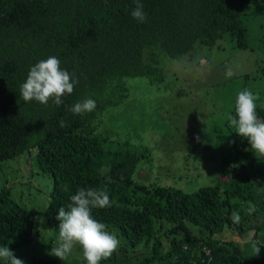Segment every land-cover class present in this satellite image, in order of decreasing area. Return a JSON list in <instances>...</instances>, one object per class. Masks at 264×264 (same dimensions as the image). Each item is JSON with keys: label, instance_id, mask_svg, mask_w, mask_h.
<instances>
[{"label": "trees", "instance_id": "16d2710c", "mask_svg": "<svg viewBox=\"0 0 264 264\" xmlns=\"http://www.w3.org/2000/svg\"><path fill=\"white\" fill-rule=\"evenodd\" d=\"M249 1L141 0L147 19L139 23L131 16L134 0H0V163L34 151L39 171L51 180L44 216L57 234V211L78 189L104 188L111 204L92 209V215L130 246L147 244L163 223L169 225L168 250L158 264H264V245H256L259 255L253 251L243 260L232 241L249 230L255 237L260 228L250 224L247 204L253 203L255 190L264 192V155L252 151L227 117L232 142L216 181L192 193L134 183L131 175L145 151L127 142L107 147L92 135L102 112L124 98L123 78L163 81L153 56L179 60L224 38L242 50L240 17ZM49 56H56L78 83L60 106L24 101L20 85L30 67ZM87 98L96 103L93 111L68 110ZM256 112L264 120L263 111ZM229 115H235V104ZM61 120L66 127L59 126ZM233 211L241 215L238 224L229 218ZM35 216L34 209L20 207L0 188V246L28 245ZM188 225L203 232L192 234ZM224 232L227 238L220 236ZM159 247L155 239L154 254ZM29 264L53 262L32 259Z\"/></svg>", "mask_w": 264, "mask_h": 264}, {"label": "rangeland", "instance_id": "374dc122", "mask_svg": "<svg viewBox=\"0 0 264 264\" xmlns=\"http://www.w3.org/2000/svg\"><path fill=\"white\" fill-rule=\"evenodd\" d=\"M240 22L244 28L242 50L232 48L224 38L211 48H197L179 60L153 56L162 70L163 81L159 84L144 77L122 79L124 98L102 112L92 135L107 147L127 142L145 151L131 175L134 183L173 187L185 193L214 184L232 142L231 128L224 121L239 91H251L257 97L256 108L264 116V0H250L242 10ZM33 155V150L24 151L15 159L0 163V188H5L20 207L36 211L31 242L11 250L24 264L32 259L53 264H87L79 244L64 260L50 253L59 244V234L45 222L44 216L51 180L39 171ZM250 198L256 209L250 224L260 228L255 237L249 230L233 238L243 260L253 253L254 242L255 246L264 245V192L255 190ZM188 227L192 234L203 232L199 227ZM168 228L163 223L147 244L136 246L127 244L115 228H110L120 246L99 264L160 263L158 257L167 252L171 238L165 233ZM220 236L228 235L224 232ZM155 239L160 247L154 254L151 247ZM0 264L5 261L0 260Z\"/></svg>", "mask_w": 264, "mask_h": 264}, {"label": "clouds", "instance_id": "9594fccd", "mask_svg": "<svg viewBox=\"0 0 264 264\" xmlns=\"http://www.w3.org/2000/svg\"><path fill=\"white\" fill-rule=\"evenodd\" d=\"M134 4L132 18L139 23L146 22L147 14L141 0H134ZM73 77V73L60 67V60L56 56H49L30 67L26 80L20 85V96L26 102L36 101L46 105L51 100L60 106L63 103L62 97L71 94L78 83ZM256 100L257 97L251 91H239L235 101V115L227 116V120L237 135L247 139L253 152L264 155V120L257 115ZM95 107V101L87 98L76 102L68 110L83 115ZM59 126L66 127L67 124L61 120ZM110 204L109 194L104 188L78 189L71 196L70 203L57 211L59 244L52 247L51 255L64 260L74 245L79 244L87 264H99L101 260L110 258L118 250L120 240L107 230L106 224L92 215V209L109 207ZM255 210V206L249 202L247 213L252 214ZM229 218L237 224L241 221L238 211H233ZM254 251L259 255L260 246H255V242ZM0 260L5 261V264H24L8 246H0Z\"/></svg>", "mask_w": 264, "mask_h": 264}]
</instances>
